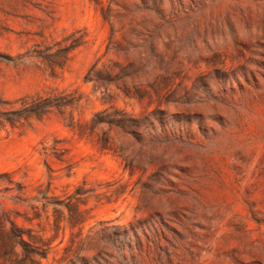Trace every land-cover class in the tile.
I'll list each match as a JSON object with an SVG mask.
<instances>
[{"label": "rangeland", "instance_id": "rangeland-1", "mask_svg": "<svg viewBox=\"0 0 264 264\" xmlns=\"http://www.w3.org/2000/svg\"><path fill=\"white\" fill-rule=\"evenodd\" d=\"M0 222V264H264V0H0Z\"/></svg>", "mask_w": 264, "mask_h": 264}, {"label": "trees", "instance_id": "trees-1", "mask_svg": "<svg viewBox=\"0 0 264 264\" xmlns=\"http://www.w3.org/2000/svg\"><path fill=\"white\" fill-rule=\"evenodd\" d=\"M81 44L80 40L73 41L70 43L68 46L63 47L59 50V53L61 54V60L60 61H51L50 63V68L53 71L55 70V67L58 66L62 68L65 64V62L68 60V56L71 50H73L75 47L79 46ZM65 96L61 97H56V96H51V95H46V96H36L31 99L29 103H26L27 106L25 107V112L35 116L36 118H41L43 117L46 113H48L53 107L60 109L62 106H66L68 104H71V100H65ZM2 223L0 222V227ZM3 229L1 228L0 231ZM26 229L19 228L17 227L14 223H11V229L4 232L7 235V238H9L13 235H17L23 244H25V247H31V253H37L43 255L41 252L43 251L44 248H42V245L45 246L44 243L38 245L39 241L38 239H35L34 236H31L29 233H26ZM28 234L29 241L26 242L24 235ZM36 246H35V245ZM33 249V250H32Z\"/></svg>", "mask_w": 264, "mask_h": 264}, {"label": "bare ground", "instance_id": "bare-ground-1", "mask_svg": "<svg viewBox=\"0 0 264 264\" xmlns=\"http://www.w3.org/2000/svg\"><path fill=\"white\" fill-rule=\"evenodd\" d=\"M83 192H86V191L83 190L82 193H83ZM85 195H87V194H85Z\"/></svg>", "mask_w": 264, "mask_h": 264}]
</instances>
